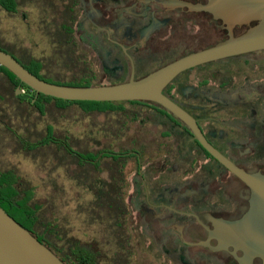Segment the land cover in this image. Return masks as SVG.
Here are the masks:
<instances>
[{
    "label": "flooded vegetation",
    "instance_id": "flooded-vegetation-1",
    "mask_svg": "<svg viewBox=\"0 0 264 264\" xmlns=\"http://www.w3.org/2000/svg\"><path fill=\"white\" fill-rule=\"evenodd\" d=\"M205 2L30 0L11 15L26 22L30 42L49 43L46 49L55 54L44 57L77 64L84 59L97 79L121 82L226 39L223 19L194 8ZM56 5L65 12L60 24ZM246 29L236 26L234 33ZM60 47L66 49L62 55ZM163 92L195 119L201 137L236 170L212 154L185 122L151 101L124 105L122 119L113 112L101 115L103 122H89L92 154H98L81 156L102 166L126 159L117 183L128 188L129 208L124 249L108 259L96 255V263L264 264L243 235L232 232L247 216H257L251 183L264 181V55L189 68Z\"/></svg>",
    "mask_w": 264,
    "mask_h": 264
},
{
    "label": "trees",
    "instance_id": "trees-1",
    "mask_svg": "<svg viewBox=\"0 0 264 264\" xmlns=\"http://www.w3.org/2000/svg\"><path fill=\"white\" fill-rule=\"evenodd\" d=\"M27 1L0 0V10L11 15ZM55 13L60 24L65 12L56 5ZM0 48L46 81L101 84L84 59L79 64L75 59L68 64L64 60L69 71L57 70L60 62L55 56L35 55L30 46L10 40L1 27ZM65 52L60 47L58 53ZM17 88L23 92L17 94ZM136 102L76 101L38 94L0 64V205L66 264H97L96 255L108 259L114 250L122 252L123 242L128 241L124 234L128 233L129 211L125 202L128 188L117 183L123 179L119 169L126 159L116 158L114 166H102L82 158L81 152L90 158L98 154H92L91 129L81 138L67 124L87 119L96 123L101 115L113 112L122 119L124 105ZM15 156L32 160L45 173L43 194L11 160ZM107 169L113 170L112 179L103 175Z\"/></svg>",
    "mask_w": 264,
    "mask_h": 264
},
{
    "label": "water",
    "instance_id": "water-1",
    "mask_svg": "<svg viewBox=\"0 0 264 264\" xmlns=\"http://www.w3.org/2000/svg\"><path fill=\"white\" fill-rule=\"evenodd\" d=\"M194 8L206 10L214 17L223 19L227 24L228 37L216 44L182 55L140 78L131 77L121 82L89 86L53 83L32 73L1 48L0 64L38 94L76 101L154 102L185 122L212 154L229 165L201 137L195 119L163 91L180 73L189 68L229 57L259 58L264 55V0H206L205 4L196 5ZM243 25L247 29L236 35L234 27ZM20 92L21 89L17 88V94ZM251 185L256 192L257 216L255 213L247 216L240 228L237 226L232 232L241 233L247 247L264 258V181L255 180ZM0 264L66 263L0 205Z\"/></svg>",
    "mask_w": 264,
    "mask_h": 264
},
{
    "label": "rangeland",
    "instance_id": "rangeland-1",
    "mask_svg": "<svg viewBox=\"0 0 264 264\" xmlns=\"http://www.w3.org/2000/svg\"><path fill=\"white\" fill-rule=\"evenodd\" d=\"M27 14L29 15V19L31 20L32 16L30 17V12H29V8H27L26 10ZM0 27L2 28V30L4 31V33L6 34V36L10 39V40H24L26 41V43H28V45L32 46V50L33 52L38 55V56H46V55H53L55 54L54 51H49V48L46 49V47H49V43L40 38V40H35V42H30L27 38V25L26 22H23L21 20V18H15L12 15L8 14L7 12H1L0 15ZM31 27V25H30ZM17 33H19L17 35ZM60 62V67L57 68V70H63L65 72L69 71V67H67V65H65L64 60L63 59H59ZM64 62V63H63ZM66 64H68L66 62ZM210 64H207V66H209ZM116 82H120V81H106L105 83H116ZM98 83H104V80L98 79ZM99 120L101 122H103L104 120V116H101L99 118ZM89 119L85 120V121H81L79 122L77 125L74 123L73 125L68 123L67 127L73 129L74 131H77L78 134L80 135L83 130H87L90 129V123H89ZM11 160L15 163H18L21 170L31 179L34 180L35 183H37L39 185V192L41 194L44 193V182L42 180V177L45 176V173L43 171L40 170V167L38 165H36L35 162H33L30 159L24 158V157H11ZM67 184H69V182H67ZM71 205H74V202H71ZM77 233L80 234V230L77 231Z\"/></svg>",
    "mask_w": 264,
    "mask_h": 264
}]
</instances>
